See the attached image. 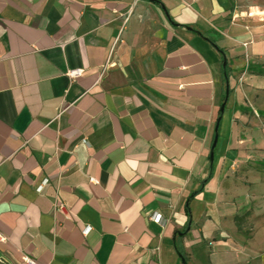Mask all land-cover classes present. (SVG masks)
Segmentation results:
<instances>
[{"label": "crops", "instance_id": "1", "mask_svg": "<svg viewBox=\"0 0 264 264\" xmlns=\"http://www.w3.org/2000/svg\"><path fill=\"white\" fill-rule=\"evenodd\" d=\"M189 197L187 264H264V0H0V264H182Z\"/></svg>", "mask_w": 264, "mask_h": 264}, {"label": "trees", "instance_id": "2", "mask_svg": "<svg viewBox=\"0 0 264 264\" xmlns=\"http://www.w3.org/2000/svg\"><path fill=\"white\" fill-rule=\"evenodd\" d=\"M221 71H222L223 80H224V90H223V94H222V102H223L225 100V97H226V92L228 93V95H229V92H230V89L228 87V78H229L228 66H227V64H226V62H225V60L223 58L221 60ZM219 119H220V114H219V116L217 118L216 124H218ZM191 198L192 197H189L187 199V201H186V213H187V216H188V226H187V228L185 230L177 232L176 233V237H174V239H173L174 248H175V250H176V252H177V254H178V256H179V258H180V260L182 262V264H187V260H188L187 254L183 250L182 239L188 233L189 226H190V223H191L190 211H189V208H188V204H189V201H190Z\"/></svg>", "mask_w": 264, "mask_h": 264}, {"label": "built area", "instance_id": "3", "mask_svg": "<svg viewBox=\"0 0 264 264\" xmlns=\"http://www.w3.org/2000/svg\"><path fill=\"white\" fill-rule=\"evenodd\" d=\"M81 70L80 69H75V70H71L67 73L68 77L70 79H75L76 77L80 76L81 75ZM45 182V180L43 181ZM62 208V206H60ZM161 219V216L159 214H154L152 216V220L155 221V222H159ZM89 231V227L86 226L84 229H83V234H86L87 232ZM4 240V237L0 234V241H3ZM22 260L25 264H36V261L29 258L28 256H23L22 257ZM1 262V261H0Z\"/></svg>", "mask_w": 264, "mask_h": 264}, {"label": "water", "instance_id": "4", "mask_svg": "<svg viewBox=\"0 0 264 264\" xmlns=\"http://www.w3.org/2000/svg\"><path fill=\"white\" fill-rule=\"evenodd\" d=\"M227 98H228V93L226 92L225 100L222 102V104L220 106V112H223ZM217 140H218V124L215 125L214 137H213V141H212V144L210 147V159H211V161L213 159V150L216 147Z\"/></svg>", "mask_w": 264, "mask_h": 264}, {"label": "rangeland", "instance_id": "5", "mask_svg": "<svg viewBox=\"0 0 264 264\" xmlns=\"http://www.w3.org/2000/svg\"><path fill=\"white\" fill-rule=\"evenodd\" d=\"M251 2H255L256 4H258L259 2H262V0H251Z\"/></svg>", "mask_w": 264, "mask_h": 264}]
</instances>
